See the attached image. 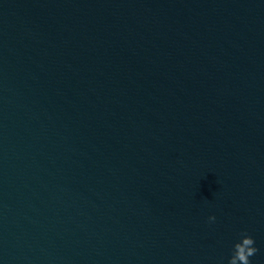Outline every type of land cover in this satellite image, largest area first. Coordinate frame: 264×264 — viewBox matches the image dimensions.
<instances>
[{
    "label": "water",
    "instance_id": "obj_1",
    "mask_svg": "<svg viewBox=\"0 0 264 264\" xmlns=\"http://www.w3.org/2000/svg\"><path fill=\"white\" fill-rule=\"evenodd\" d=\"M0 264H210L28 0H0Z\"/></svg>",
    "mask_w": 264,
    "mask_h": 264
},
{
    "label": "clouds",
    "instance_id": "obj_2",
    "mask_svg": "<svg viewBox=\"0 0 264 264\" xmlns=\"http://www.w3.org/2000/svg\"><path fill=\"white\" fill-rule=\"evenodd\" d=\"M209 222L215 221V216H210ZM255 241L246 233H241V239L233 246V253L228 264H251L250 257L254 256L258 249L254 246Z\"/></svg>",
    "mask_w": 264,
    "mask_h": 264
}]
</instances>
